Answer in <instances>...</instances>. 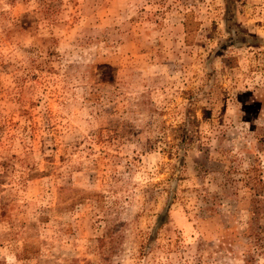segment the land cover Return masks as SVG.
<instances>
[{
  "label": "rangeland",
  "instance_id": "1",
  "mask_svg": "<svg viewBox=\"0 0 264 264\" xmlns=\"http://www.w3.org/2000/svg\"><path fill=\"white\" fill-rule=\"evenodd\" d=\"M0 264H264V0H0Z\"/></svg>",
  "mask_w": 264,
  "mask_h": 264
}]
</instances>
